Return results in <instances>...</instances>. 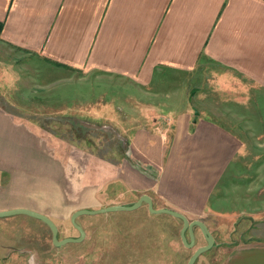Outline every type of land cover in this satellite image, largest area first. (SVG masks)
I'll use <instances>...</instances> for the list:
<instances>
[{"label": "crops", "instance_id": "crops-1", "mask_svg": "<svg viewBox=\"0 0 264 264\" xmlns=\"http://www.w3.org/2000/svg\"><path fill=\"white\" fill-rule=\"evenodd\" d=\"M0 22L1 42L11 48H42L44 59L75 74L146 86L157 75L164 80L169 72L181 71L187 84L215 79L216 91H223L216 99L243 108L241 118L262 117L264 0H0ZM251 105L256 111L250 115ZM188 109L178 114L169 150L160 146L156 132L141 125L131 137L121 132L126 160L115 163L79 150L72 141L44 135L40 125L23 119L26 115L0 105V211L27 208L54 218L64 210L66 196L83 201L74 212L118 205L98 194L119 179L136 190L135 200L147 194L155 208L191 216L206 213L222 222L220 228L234 226V214L248 213L243 228L248 237L221 243L229 254L222 264H264V240L253 235L262 230L256 209L210 206L230 165L241 164L256 147L254 140L208 117L192 124ZM256 145L264 147V130ZM249 192L243 197H250ZM39 225L20 241L21 251L31 253L29 264H49L54 249L48 225Z\"/></svg>", "mask_w": 264, "mask_h": 264}, {"label": "rangeland", "instance_id": "rangeland-1", "mask_svg": "<svg viewBox=\"0 0 264 264\" xmlns=\"http://www.w3.org/2000/svg\"><path fill=\"white\" fill-rule=\"evenodd\" d=\"M12 48L0 41V105L26 115L23 119L40 125L44 135L72 141L79 150L95 153L109 162L126 160L123 158L125 138L121 132L131 137L141 125L156 132L160 146L169 150L178 114L189 111L188 107L192 124L198 117H208L242 137L253 138L256 147L244 154L241 164L230 165L219 190L210 198V206L222 211L255 208L262 230L256 229L253 235L264 240V147L256 145V139L261 138L264 130L263 109L257 110L262 117L241 118L243 108L230 100L222 103L216 99L222 97L223 91H216L215 79L201 82L202 77L187 84L185 77L179 75L183 73L177 71L169 72L164 80L157 75L146 86H133L122 79L84 77L70 72V69L44 59L42 48L31 49L17 44ZM217 106L225 115L216 113ZM254 108V105L249 106L250 115L256 111ZM55 143L51 145L57 148ZM84 157L86 163L87 156ZM83 160L80 159L81 169ZM80 176L82 174H78ZM246 190H251L250 197L244 198ZM137 196L136 190L119 179L114 180V186L111 183L98 194L101 200L118 205H130L141 197L135 200ZM64 204V210L54 213L55 219H52L59 228L60 239L76 238L80 232L70 217L74 207L82 205L83 201L66 196ZM155 205L153 203L154 208ZM185 215L208 221V228L215 237V245L202 253L195 264H222L229 255L223 253L222 244L239 236L243 240L249 235L244 232L247 229H243L249 217L245 212L232 216V220L236 218L234 226L230 223L222 228L218 218L206 213ZM224 219L231 220L230 217ZM77 222L88 231V236L81 242L64 245H56L52 239L54 249L48 254L49 264H187L194 250L206 244L196 226L194 248L185 246L180 235L182 220L168 213H154L147 203L134 210L84 214ZM39 224L47 228L40 219L27 214L0 217V264H29L31 253L21 251L24 245L20 241L42 228ZM48 235L52 237L50 228ZM10 252V259L5 261Z\"/></svg>", "mask_w": 264, "mask_h": 264}, {"label": "water", "instance_id": "water-1", "mask_svg": "<svg viewBox=\"0 0 264 264\" xmlns=\"http://www.w3.org/2000/svg\"><path fill=\"white\" fill-rule=\"evenodd\" d=\"M143 203H147L150 210L154 213H168L177 218H180L183 222V226L181 228V238L183 244L187 247L194 248L196 244V236H195V227H199L202 234L206 239V244L197 247L191 257L189 258L187 264H195L200 255L209 249H211L215 245V237L211 230L208 228L207 224L202 219H194L190 220L183 212L176 211L167 207L154 208L153 201L151 197L147 194L142 195L138 201L134 202L130 205H111L107 207H101L97 209H78L71 215V221L74 226L79 230L80 235L76 238L74 237H66L59 238V228L55 221L47 214L38 212L32 209L27 208H14L9 210L0 211V217L15 215V214H27L29 216L35 217L46 223L52 232V239L54 244L56 245H64L68 242H81L86 237V231L84 228L77 222L78 217L84 214H97V213H106L110 211H119V210H134L141 206ZM188 233V235H187Z\"/></svg>", "mask_w": 264, "mask_h": 264}, {"label": "trees", "instance_id": "trees-1", "mask_svg": "<svg viewBox=\"0 0 264 264\" xmlns=\"http://www.w3.org/2000/svg\"><path fill=\"white\" fill-rule=\"evenodd\" d=\"M3 28V23L0 22V31L2 30Z\"/></svg>", "mask_w": 264, "mask_h": 264}]
</instances>
